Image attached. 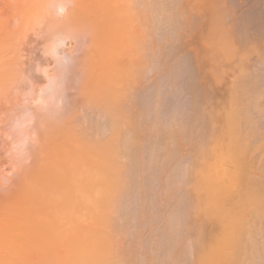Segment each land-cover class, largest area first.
Returning a JSON list of instances; mask_svg holds the SVG:
<instances>
[{"label":"rangeland","instance_id":"374dc122","mask_svg":"<svg viewBox=\"0 0 264 264\" xmlns=\"http://www.w3.org/2000/svg\"><path fill=\"white\" fill-rule=\"evenodd\" d=\"M129 1L131 2H128V0H0V72L2 71V73L4 72L3 74H8L6 75V78L0 74V264H62L63 262L64 264H76L77 261L74 260H79L78 257H80V255L82 256L80 258H84V255L87 256L90 252H93L92 249H97L96 245L95 247L92 246L93 248L75 249L79 245L78 238L81 236V232L83 231L82 235L84 234L85 237V235L90 236L98 234L100 232L99 229H101V232H107L109 234V238H112L110 241H112V244L115 246L113 247L115 249L114 251L121 257L126 258L127 262L125 263H128L129 260L130 262L128 264H190L192 260V262L197 260V257L199 256V249L203 245L204 247H209L208 245H213L215 240L217 241L223 236L222 231L225 224L222 226L221 223L220 226V223L217 220L212 219V221L210 218L206 219L205 217L203 218V216L199 217L198 210H196L198 212H196L198 220L196 219L195 221L194 216L196 213L194 214L195 211L192 210H195V208H193L195 207V200H193V197L196 195H191L195 194V191L193 190V193L191 191L192 188L190 191H185L188 190L186 188L190 189V187H187L186 184L184 185L183 183H188L189 181L187 180L195 177V174L192 175V168L196 165V161L199 162V160H203L202 155L205 157L208 156L209 158V155L205 154H207L206 152L209 150L211 140L210 134H212L214 139L213 135L216 134V132V136L225 133L224 130L226 131V126L223 127V123H226L227 117V114L225 113L231 110L229 109L231 106V108L234 107L231 104V101L234 93H236V91L233 90H236V88H238V93H241L242 91L244 92V95L246 93L248 95H246L247 97L244 96L245 98L243 97L244 100H241L242 102L240 106L244 109V112H248L246 114L247 118L249 117V120H246L247 122L245 124L248 123L249 127L245 124L243 125L242 128H244L245 131L242 130V135L244 134L246 136L245 139L247 138L246 142H248V148L250 149L249 150L247 148L245 152L246 154L248 151L245 156V160L247 158L246 163L250 162L252 166L247 163L248 165L244 173L247 172L246 175L248 174V177L252 175L255 176L249 178L257 180V185H264V0H179L180 2L178 0H145V3L144 0ZM166 1L169 3H166ZM174 2L175 5L173 7L172 3L174 4ZM131 3L133 6L137 3L134 6V9L131 7L133 11L130 9V6H132ZM180 3H182V5ZM142 4L143 6H141ZM147 5H149V9L146 8ZM165 5H168L169 8L172 7V9L170 8L171 11ZM176 5L178 6V9L179 7L182 8L179 9V12ZM126 6H129V8L127 9ZM144 6L145 10L142 9ZM159 9H162L163 11H158ZM136 10L138 12H136ZM173 10L175 11L172 12ZM166 11H170V14L167 12L170 16L166 15ZM125 12L128 13V15ZM120 14H122V16ZM153 14L156 16L154 17ZM158 14H160V19H158ZM114 15L117 19L119 17L118 21ZM132 15L139 16V19L138 17H134L137 18L138 21L131 18L133 17ZM163 15L164 17L167 16L168 20L164 18ZM107 17L108 21L106 20L104 23ZM109 18L111 19L109 20ZM113 18H115L114 20L116 21H113ZM173 18H176L175 20L177 21L179 20L178 24L176 23L177 21L173 20ZM111 20L114 22L113 24H111ZM172 20L175 22L174 24L176 25V29ZM109 21H111V23ZM130 21H132L131 24H129ZM139 21H143V24L138 23ZM116 22H118V24ZM181 22L184 27L181 25ZM88 24L90 25L89 28ZM102 24L107 25L108 31L106 25L103 27ZM114 24L117 26L115 25L114 27ZM91 26L93 29L91 28L90 31ZM110 26L115 28V31ZM220 26L221 28H219ZM101 27L102 29H100ZM116 27H118L119 30H117L118 28ZM136 27L138 29H136ZM142 27L144 31H149L143 32ZM211 27H213V29ZM139 28L142 31H140ZM150 28L154 30L152 31ZM177 28L179 30H177ZM85 29L87 31H85ZM104 29L106 31L104 34L109 32L107 34L113 36L111 37L107 34L102 36L103 34H100V32H102V30L104 31ZM109 29L114 32L117 31V34L110 32ZM126 29L129 30L127 31ZM133 29L135 35L132 33ZM135 29L138 30L139 33ZM142 32L145 34H142ZM178 32L181 34H179L180 36L176 35ZM147 35H149V37ZM105 36L110 37L108 40L112 44L111 45L109 42V44L107 43V45H109H106L107 50L105 48L106 46H104V44L108 41ZM142 36L146 37L144 38ZM140 37H142V39H140ZM99 38L103 39L100 40ZM127 38L131 40L132 44H129L130 41ZM132 38H135L136 40ZM137 40L138 43H136ZM226 41L227 43H225ZM231 41H233V44ZM127 42L129 45L126 44ZM216 42L218 46L216 45ZM98 44L100 48L102 47L100 44H102L105 49L102 48L100 50ZM127 45L130 47H127ZM133 45L138 47H134ZM131 46L132 48L134 47L133 49L137 53H134L133 50H129ZM145 47H147V49ZM237 47H240L239 50ZM120 49L124 51L126 49V51L122 52ZM227 49L231 52H228ZM139 50L141 52V56L143 55V57L145 52H149V54L148 52L146 53L148 55H145V60L142 63L140 60L143 59V57L138 56ZM236 50H238V53ZM105 52L111 53V55L107 53L106 56ZM129 52L131 55H128ZM132 53H134L135 56H133L134 54ZM121 54L122 58L120 57ZM95 55L96 57H94ZM115 55L117 56L114 57ZM92 56L93 58L90 59ZM98 56L103 58V62L97 63L96 58ZM152 56L154 59H152ZM101 58H99L100 61ZM107 58L112 59H110V61H106L108 60ZM6 60H9L10 63L7 64ZM82 62L86 63H84L85 65L83 66H87V71L83 66H79L82 65ZM93 63L97 64L94 66ZM87 64L92 66L89 67ZM134 67L137 69L135 70ZM79 68H84L86 72L84 71L83 73L82 69ZM94 69H98L96 70L98 71V74L97 72H93L95 71ZM124 69L125 71L126 69L130 71V75L132 76L130 80H128L129 78L127 80L129 82L133 81L136 85L131 82L129 83L126 79L122 78L125 77L123 73L125 72L123 71ZM8 70L10 72L5 73L8 72ZM106 70H109L108 73ZM89 71L93 72H90L92 75ZM115 71L118 72L115 73ZM128 71L125 72L127 76H129ZM80 72L83 74L84 78L86 77L85 80L81 77L82 74ZM94 73L95 75L93 76ZM139 73H142V75L140 74V76H137ZM103 75H106L105 77L107 81H105V77ZM80 77L82 79H80ZM99 77H101V79ZM123 79L124 81L126 80V83L122 81ZM83 80L85 82L87 81L86 84L85 82H82ZM136 81L137 83H135ZM112 82L116 85H113ZM119 82H123V84ZM117 84H120V86L117 87ZM121 84L123 86H121ZM124 84L127 87L126 94ZM127 84L129 85L127 86ZM133 86H135V88ZM107 88L110 89L108 90ZM130 88L132 90H130ZM240 88H242V90ZM111 89H114V91ZM104 90L105 93L103 92ZM257 90H260L261 92L259 91L257 93ZM99 91H102L103 93H100ZM106 91H110L109 94L112 93L116 97V99L114 97V100L117 102L119 101L118 103L114 101L115 103L113 102V104H117V107L122 109L123 114H121V111V118L123 116L125 119L131 118V123L122 124L120 133H118V136H115V138L110 135L112 133H108L111 132V121L105 114L104 109H106V105L109 106V104L105 103L106 105H99L97 108L93 105L95 102H92V99L96 98V96L98 99L101 97L100 101L103 100V97L108 94ZM113 92L118 94L116 95ZM250 92H255L257 94ZM88 93L92 94L90 95L91 98H88ZM94 93H97L96 96H94ZM101 94H104V96ZM259 94L260 96H257ZM85 95H87V97H85ZM118 95H121L122 97H119ZM252 95H254L253 97L257 96V101H255V98H253ZM52 96L53 99L51 98ZM117 97L119 98L118 100ZM48 99L52 100L49 101ZM96 99H94V101ZM91 102L93 104H91ZM201 103H203V106ZM113 104H110V106H114ZM124 104H126L127 107L126 105L124 106ZM103 106H105L104 109L102 108ZM128 106L130 108L132 107V109ZM99 107H101L104 111H102L101 108L99 109ZM202 107H206L205 109L203 108V111L207 110L208 112H203V114ZM211 108L213 110L215 109V111L211 110ZM221 109L223 110L221 111ZM38 110L40 111V114L42 112V117L38 113ZM60 110H62V112ZM209 110L211 115L208 114ZM225 110L226 112L223 113ZM33 112L36 114L38 113L37 116L40 117L32 118L33 116H36L35 113L32 114ZM51 112H54V114ZM102 113L104 115H102ZM125 113H131V116L135 115V117L128 116V114L126 116ZM221 114L222 116L218 117ZM196 115L199 118H197ZM206 115L208 117H206ZM211 116L214 118V121ZM205 117L207 118L206 122ZM217 117L220 118V121H218L219 119H217ZM39 119L42 120L40 121ZM192 120L193 122H191ZM34 122L37 123L35 124ZM220 123L222 126L218 127L217 125ZM211 125H214L211 128H218H214L216 132H212L211 130L213 129L208 128ZM21 126L22 128H20ZM33 127H35V129ZM32 128L34 129V132L32 131ZM137 128L138 131L136 132L134 130L130 131L132 129L136 130ZM124 129L127 130V132ZM221 129L223 132L220 134L219 132ZM128 130L131 133V139L128 134ZM203 130H206L204 131L206 133H204ZM38 131L39 133L36 134ZM40 131H43V133ZM132 132H135L134 135L138 138L133 136ZM207 132L209 134H207ZM245 132L248 133L245 134ZM81 133L82 136H80ZM177 133L179 136H177ZM171 134L172 136H170ZM111 137H113V139ZM132 137H134V139ZM175 137L178 140H175ZM220 137L222 138L223 134ZM78 138L80 139L78 140ZM107 138L110 140L112 139L113 143L116 141L114 146L108 142ZM135 138H137V140ZM224 138H226V136ZM104 139L107 141L108 147L110 146L109 148L116 149V151L118 150L120 152H118V156L116 157V159L119 158L118 162L115 159L113 162L116 161L120 165H124V168L125 166H130L126 168L128 169L124 173L126 176L123 175L124 178H126L125 182H127V184L129 183L128 187L125 183L126 187H124L126 189L122 191L125 198L120 193L121 191H119L116 194V197L121 196L118 199L114 197L115 200L113 202V205H115L117 204L115 203L116 199L117 201L120 200L117 204L118 207L115 205L117 209L112 205L113 210L109 209V212L107 211V213H109V215H107L111 216L109 217V224L111 221L115 224L113 225L111 223V228L113 230L116 229L117 231L119 229L118 232L115 230L116 233L115 231H110L111 234L109 233V230L112 229L108 228L110 227L109 225L107 227V225L100 226V224H97L98 221L96 219H98L97 217L99 214H89L91 217L87 215L86 219L85 217H80L77 208L79 206L86 205V199L84 200L83 197H74L71 195L72 192L75 193L76 189L78 190V188H75L78 186H75L73 182L76 178L78 179L83 177L82 181L86 183L88 179L85 174H89L91 170L92 172L90 173L94 174L93 171L99 169L97 163L96 165L94 163L96 167L93 165L90 156L92 157L94 152V156L98 154L99 151L102 153L101 151L105 148L106 151H108L109 148L107 146L105 147L106 143L101 142H104ZM174 140L177 142L175 143ZM205 140L207 143H205ZM118 141H123L124 143L122 144V142L120 143ZM133 141H136V144L138 145H136ZM128 142L129 146L132 145L133 147H130L132 151L130 148H127ZM223 142H226V140H223ZM94 143H97L99 147H97ZM88 144L89 146L91 145L92 148H90L91 146H86ZM176 144L180 145L177 146ZM207 144L209 145L206 146ZM88 147L90 149H88ZM85 148L87 150H84ZM176 150H178V152ZM194 150L196 151L194 152ZM106 151L104 150V152ZM126 151L128 153L131 152V154H125ZM134 152H136V154ZM201 152L202 154L199 155ZM195 153L197 156H195ZM249 155L251 157H249ZM132 157L135 159V162ZM195 157H197L196 159L198 160H196ZM205 157H203V161H205V159L208 160V158ZM86 161L92 163L91 165H93V167H91L89 163L86 164ZM70 162H76V164ZM122 162L125 163L122 164ZM126 163L128 164L126 165ZM129 163H132V165ZM78 164H80V167ZM110 164L112 163L110 162ZM103 165L99 166L104 167ZM229 165L231 166V169H226V165L224 164V168L228 174L229 172L232 173L233 170H235V167H237H232V164L227 163V168H230ZM81 166H83V168H81ZM133 166L139 173H137L135 169H132ZM71 168H73L74 171H72ZM248 168H250V170H248ZM63 169L67 170V172ZM68 169L71 170L69 171ZM131 170L132 173L129 172ZM133 170L135 171V175H133ZM60 171L61 174H64L57 176V172L60 174ZM239 171L240 169L236 168L234 173ZM45 172V176L47 177H44ZM128 172L131 173L132 176H130L131 174L129 175ZM250 172L251 175H249ZM80 173L84 175H80ZM41 175H43V178ZM62 176L65 178H61ZM55 177L61 178L62 181L55 179ZM130 177L133 178L131 179L132 181L130 180ZM63 179L66 180L63 181ZM93 179L95 180L96 178L93 177ZM133 180H135V182ZM262 180L263 182H261ZM61 182H65L66 185L69 186L68 190L71 192L70 194L67 190L66 192L63 190V188L66 189V186ZM130 182H133V185ZM62 184L64 186H62ZM182 185L185 188L181 187ZM61 186L63 187L62 189ZM239 186H237V188ZM241 186L244 187V184L242 183ZM242 187L238 189V191H236L237 188L235 187L236 193L234 190H230V188L224 198L227 196H231L232 198L228 197L229 200L224 199V204L230 202L229 204H232V206H228L231 209L236 206L235 205L233 207V204L236 203L238 205L243 199V195L241 194L244 193V188L242 190L243 192L240 191L241 194H239L241 198L236 196V194L242 189ZM139 188L142 190L139 191ZM137 191L140 192V195ZM129 192H133L131 195L134 194V197H130L131 195ZM170 193L172 194L171 196H169ZM59 194L60 197L58 196ZM62 194L65 195L64 197H67L64 198ZM127 195H129L128 197L130 198L126 199ZM185 197L189 198V200ZM238 197L240 199H238ZM51 198L54 199L52 200L54 208L52 207ZM48 199L51 203L49 201L46 202ZM55 199L56 202H58L57 204H62L57 205L55 203ZM57 199L61 200V202L57 201ZM231 199L233 201H231ZM236 199L240 201L238 202ZM62 200L65 202H62ZM186 200L190 202L187 203ZM45 203H48L45 207L48 208L51 206L52 210L51 207L49 209L44 208L43 206ZM67 203H70V205L66 206ZM183 203L193 205V207L183 205ZM75 205L78 207H75ZM181 205H183V207ZM70 206L72 208L74 207L76 210L71 209ZM184 207L188 208L184 209ZM249 208L250 207H248V210L246 209V211H244L246 214H244V223L246 222L247 224H245L247 227L244 226L245 232L249 229V227L251 228L245 233V235H243V239H245L242 240V242L245 246L254 244L255 247L261 249V246L264 245V217L262 218L264 213H262V215L259 213L260 218H262L260 219L258 213L255 212V216H258L255 218L253 214L254 211L251 210V213ZM64 209H68L69 212ZM180 209H182L184 213ZM188 209L193 213L191 211L189 212ZM48 210H51V212ZM64 211L66 213H64ZM118 211L119 215L116 217ZM187 212L192 213V216ZM248 212H250V214ZM76 213L79 217L76 216ZM59 215L60 217L58 220L57 217ZM121 215L125 220L122 219ZM48 216H51L52 219ZM77 217L80 223L77 222ZM114 217L116 218L115 221L113 219ZM246 217L249 219L252 218L250 219L252 221H248L249 219ZM48 218L51 219V221L48 220ZM72 218H75L76 223H78H75V226L72 223L74 222ZM79 218H81V220L83 219V222H81ZM191 218H194L193 221ZM257 218L260 222L262 220V224H259V220H257L258 222L254 220ZM63 219L68 220L66 222ZM200 219L203 220V222H201V225L203 226L200 225ZM46 220H48V223ZM214 221H216V224ZM253 221H255V223ZM196 222L199 224H196ZM213 222L214 225H216L217 231H215L216 228L213 227ZM256 223L258 227H256L257 225H254ZM83 225L86 227H83ZM198 225H200L202 229L200 226V228L196 227ZM91 226L94 227L92 228ZM124 226L126 227V230L123 229L125 228ZM48 228L49 230L51 229L49 231L50 235H56L54 236L55 238H51V236L46 235L49 233ZM52 228L58 229L55 231L52 230ZM194 228H196V232ZM60 229L61 231H59ZM93 230L96 231L93 232ZM197 230H199V232ZM197 232L201 234L204 240L201 236H199V234H197ZM52 233H54V235ZM215 234H217V236ZM213 236L215 238H213ZM244 236L250 237L247 239ZM251 236L252 240H254L253 243L251 241ZM54 239L57 240L59 244H57ZM200 241L203 244H201ZM46 242L48 244L45 246ZM125 244L127 246H125ZM118 245L120 246L118 247ZM121 245L123 246V249H120ZM40 246L41 249L38 250ZM48 246L50 248L52 247L51 250L53 251L48 252L50 251ZM53 247L55 248V251ZM26 248H28V251L25 250ZM244 251L245 250L242 252V256L245 258V260L243 258L244 263L264 264L263 262L260 263L261 261H257L256 256H253V253L250 254L249 250L247 251L249 254ZM53 252L57 254L52 255ZM122 253L124 256L131 253V257L129 255L124 257ZM179 253H183V255ZM133 254L135 255L133 256ZM56 255H58V257ZM248 256L250 258L253 256L256 261L253 260L254 258H246ZM51 257H56V262L55 260L53 261L54 258ZM70 257L72 260L69 259ZM128 257H130L131 260ZM132 257L134 258L132 259ZM42 258H44V260L46 258L47 260L49 258L50 259L48 261H44ZM40 259L42 263H40ZM58 259H60V261ZM50 260L52 263L49 262ZM86 261L87 262L84 263L93 264L90 261L88 262V258ZM131 261L133 263H131ZM79 263H81V261L77 262V264Z\"/></svg>","mask_w":264,"mask_h":264},{"label":"bare ground","instance_id":"6f19581e","mask_svg":"<svg viewBox=\"0 0 264 264\" xmlns=\"http://www.w3.org/2000/svg\"><path fill=\"white\" fill-rule=\"evenodd\" d=\"M127 1V0H126ZM143 1V0H142ZM141 1V2H142ZM152 1V0H151ZM155 1V0H154ZM169 1V0H168ZM168 1H166V3H169ZM172 1V0H171ZM179 1V0H178ZM128 2H131V1H129L128 0ZM160 2V1H159ZM162 2V1H161ZM164 2V1H163ZM176 2V1H175ZM175 2H174V4L172 3V6L174 7V5H175ZM180 2V1H179ZM125 3H127V2H125ZM138 3H139V1H138ZM144 3H145V0H144ZM146 3H148V2H146ZM177 3V2H176ZM129 4V3H128ZM132 4V3H131ZM137 3H135L134 4V6L136 5ZM150 4V3H149ZM157 4H159V3H157ZM162 4V3H161ZM179 4V3H178ZM177 4V5H178ZM181 5H182V3H180ZM163 5H164V3H163ZM176 5V6H177ZM181 5H179V6H181ZM133 6V4H132V6H130V9H131V7H133V9L135 8ZM141 6H143V4L141 5ZM153 6H154V4H153ZM165 6H167L168 7V5H165ZM170 6V5H169ZM127 7V9L129 8V6H126ZM155 7H156V5H155ZM154 7V8H155ZM159 7V6H158ZM161 7H162V5H161ZM197 7V6H196ZM199 7V6H198ZM145 8V6L144 7H142V9L143 10H145L144 9ZM147 9H149L150 7H149V5H147V7H146ZM165 8V7H164ZM169 8V7H168ZM171 9H172V7H170ZM170 8H169V10H170ZM177 9H178V6L176 7ZM125 9V8H124ZM129 9V10H130ZM133 9H131L132 11H133ZM146 9V10H147ZM152 9V8H151ZM151 9H150V11H151ZM157 9V8H156ZM156 9H154V10H156ZM179 9H182V8H180L179 7ZM178 9V12L180 11ZM128 10V11H129ZM130 10V11H131ZM162 9H159L158 11H161ZM125 11V10H124ZM157 11V10H156ZM163 11V10H162ZM171 11V10H170ZM170 11H166V13L168 12H170ZM175 10H173L172 12H174ZM135 12V11H134ZM136 12H138L137 10H136ZM126 13V12H125ZM156 13V12H155ZM162 13V12H161ZM166 14V15H169V14ZM114 14H118V13H114ZM122 14H124V13H122ZM122 14H120L121 16H122ZM127 15H128V13H126ZM180 14V13H179ZM134 15V14H133ZM132 15V16H133ZM136 15V14H135ZM139 15L141 16V14L139 13ZM150 15H151V13H150ZM150 15H149V17H150ZM154 15V17L156 16L155 14H153ZM153 15H152V17H153ZM159 15L160 14H158V17H159ZM162 15V14H161ZM113 16V15H112ZM112 16H111V18H112ZM115 16V15H114ZM170 16V15H169ZM173 16V15H172ZM181 16V15H180ZM109 17V16H108ZM108 17H107V19H105V21H104V23L106 22V20L108 21ZM118 17V16H117ZM134 17H138V19H139V16H133V17H131V18H133V19H136V21H138V19L137 18H134ZM153 17V18H154ZM163 17H164V15H163ZM111 18H109V20L111 19ZM115 18H116V16H115ZM115 18H113L112 20L113 21H116V20H114ZM121 18H124V17H121ZM141 18V17H140ZM161 17H159L158 19H160ZM164 18H168L167 16L166 17H164ZM177 18V17H176ZM175 18V19H176ZM181 18V17H180ZM179 18V19H180ZM117 19V18H116ZM118 19H119V17H118ZM118 19H117V21H118ZM130 19V18H129ZM129 19H128V21H129ZM171 19V18H170ZM174 18H173V20H175ZM111 20V21H112ZM123 20V19H122ZM141 20V19H140ZM151 20V19H150ZM164 20V19H163ZM168 20V19H167ZM172 20V21H173ZM111 21H109L110 23H111ZM112 21V23L111 24H113L114 22ZM120 21V20H119ZM160 21H162V20H160ZM159 21V22H160ZM175 21H177V20H175ZM179 21V20H178ZM178 21L176 22L177 24H178ZM183 21V20H182ZM143 22V21H142ZM141 21H139L138 23H140V24H143ZM145 22V21H144ZM153 22V21H152ZM156 22H158V21H156ZM155 22V23H156ZM169 22V21H168ZM117 24H118V22H116ZM132 23V21H130L129 22V24H131ZM138 23H137V26H138ZM154 23V24H155ZM173 23V25H175L174 23V21L172 22ZM74 24V23H73ZM85 24V23H84ZM157 24V23H156ZM163 24V23H162ZM169 24V23H168ZM183 23L181 22V25H182ZM86 25V24H85ZM103 25V27H105V25L104 24H102ZM115 25L116 24H114V27H115ZM122 25V24H121ZM145 25V24H144ZM150 25H151V23H150ZM158 25V24H157ZM170 25V24H169ZM180 25V24H179ZM89 24H88V28H89ZM117 26V25H116ZM120 26V25H119ZM118 26V27H119ZM123 26H124V24H123ZM126 26V25H125ZM140 26V25H139ZM142 26V25H141ZM152 26V25H151ZM154 26V25H153ZM172 26V25H171ZM183 26V25H182ZM106 27H107V25H106ZM112 29H114V31H115V28H113L112 26H110ZM118 27H116V28H118ZM120 27H122V26H120ZM119 27V28H120ZM130 27V26H129ZM128 27V28H129ZM175 27V29H176V25L174 26ZM184 27V26H183ZM85 28V27H84ZM91 28H92V26L90 27V31H91ZM95 28V27H94ZM119 28L117 29V30H119ZM132 28V27H131ZM156 28H158V27H156ZM171 28V27H170ZM179 28V27H178ZM177 28V30H179ZM180 28H182V27H180ZM212 29H213V27H211ZM219 28H221V26L219 27ZM93 29V28H92ZM97 29V28H96ZM100 29H102V27L100 28ZM136 29H138L137 27H136ZM135 29V30H136ZM140 29V28H139ZM151 30H152V28H150ZM89 30V29H88ZM110 30V32H114L113 30L111 31V29H109ZM127 30V29H126ZM129 30V29H128ZM127 30V31H128ZM142 30H143V27H142ZM141 29H140V31H142ZM154 30V29H153ZM152 30V31H153ZM170 30V29H169ZM172 30H174V29H172ZM176 30V31H177ZM181 31H183L182 29H180ZM85 31H87L86 29H85ZM101 31V30H100ZM100 31H98V32H100ZM107 31H108V27H107ZM134 31V29L132 30V33H134L133 32ZM137 32H138V30H136ZM135 31V32H136ZM149 31V30H148ZM148 31H144L143 30V32H148ZM171 31V30H170ZM224 31V30H223ZM98 32H96V33H98ZM104 32H106L105 31V29H104V31L102 30V32H100V34H103L102 36H104V35H106L107 33H109V32H107V33H105L104 34ZM117 32V31H116ZM116 32H114V33H116ZM120 32V31H119ZM136 32V33H137ZM142 32V34H145V33H143ZM172 32V31H171ZM180 32V31H179ZM178 32V34H176V35H179L180 33ZM210 32V31H209ZM211 32H213V31H211ZM121 33V32H120ZM125 33V32H124ZM139 33V32H138ZM176 33V32H175ZM214 33H215V31H214ZM218 33V32H217ZM113 34V33H112ZM117 34V33H116ZM121 34H123V33H121ZM141 34V33H140ZM171 34V33H170ZM98 35V34H97ZM108 35V34H107ZM127 35V34H126ZM133 35H135V33L133 34ZM181 35V34H180ZM179 35V36H180ZM227 35H228V32H227ZM226 35V36H227ZM100 36V35H99ZM98 36V37H99ZM108 36H111V35H108ZM113 36V35H112ZM111 36V37H112ZM131 36V35H130ZM139 36V35H138ZM148 37H149V35H147ZM225 36V35H224ZM95 37L97 38V36L95 35ZM106 37V36H105ZM129 37V36H128ZM142 37H144V36H142ZM142 37H140V39H142ZM146 37V36H145ZM144 37V38H145ZM107 38V40L108 39H110V37H106ZM100 40L101 39H103V38H99ZM114 39V38H113ZM127 39H129V38H127ZM132 39H135V38H132ZM95 40V39H94ZM100 40H97V41H100ZM136 40V39H135ZM147 40H150V39H147ZM146 40V41H147ZM216 40V39H215ZM214 40V41H215ZM105 41V40H104ZM112 41V40H111ZM129 44L131 43V40L129 39ZM142 41V40H141ZM213 41V42H214ZM109 42V40L106 42V44H104V46H106L107 45V43ZM125 42V41H124ZM134 42V41H133ZM144 42V41H143ZM212 42V41H211ZM218 42H220V41H218ZM232 42V44H233V41H231ZM97 43V42H96ZM110 43V42H109ZM108 43V44H109ZM115 43H117V42H115ZM123 43V42H122ZM136 43H138V40H137V42ZM135 43V44H136ZM139 43H141V42H139ZM145 43V42H144ZM225 43H227V41L225 42ZM224 43V44H225ZM111 44V43H110ZM119 44V43H118ZM117 44V45H118ZM126 44H128V42L126 43ZM128 44V45H129ZM132 44V43H131ZM148 44V43H147ZM151 44V43H150ZM223 44V45H224ZM230 44V43H229ZM95 45V44H94ZM93 45V46H94ZM102 47L100 48V46H99V44H98V46H99V49L101 50L102 48H103V45L102 44H100ZM112 45V44H111ZM127 45V47H130V46H128ZM137 45V44H136ZM142 45V44H141ZM149 45V44H148ZM216 45L218 46V44H217V42H216ZM236 45H237V43H236ZM241 45V44H240ZM107 46H109V45H107ZM107 46L105 47L106 48V50H107ZM114 46V45H113ZM134 46V45H133ZM150 46V45H149ZM216 46V47H217ZM118 47V46H117ZM134 47H138V46H134ZM133 47V48H134ZM142 47V46H141ZM230 47H231V45H230ZM233 47V46H232ZM236 47V46H235ZM241 47V46H240ZM239 47V48H240ZM248 47H250V46H248ZM105 48H103V49H105ZM110 48V47H109ZM119 48V47H118ZM120 48H121V46H120ZM123 48H125V47H123ZM122 48V49H123ZM131 48H132V46H131ZM129 49L130 51L131 50H133L134 51V49L132 48V49ZM140 48V47H139ZM146 49H147V47H145ZM239 48L237 47V49L239 50ZM96 49H98V48H96ZM111 49V48H110ZM122 49H120V50H122ZM127 49V48H126ZM126 49H125V51H126ZM243 49V48H242ZM112 50V49H111ZM114 50H115V48H114ZM118 50V49H117ZM137 50V49H136ZM140 50H141V48H140ZM140 50H139V54H138V56H141V52H140ZM145 50V49H144ZM228 50V49H227ZM233 50V49H232ZM238 50H236V52L238 53ZM246 50V49H245ZM244 50V51H245ZM99 51V50H98ZM98 51H97V54H98ZM109 51V50H108ZM124 50H122V52H123ZM124 51V52H125ZM143 51V50H142ZM224 51V50H223ZM249 51V50H248ZM111 52V51H110ZM144 52V51H143ZM148 52V51H147ZM147 52H145V55H148L149 54V52H148V54H146ZM228 52H231V51H229L228 50ZM106 53V52H105ZM108 53V52H107ZM107 53H106V56H107ZM134 53H137L136 51H134ZM134 53H132V54H134ZM226 53V52H225ZM243 53H245V52H243ZM242 53V54H243ZM96 54V55H97ZM108 54H110L111 55V53H108ZM113 54V53H112ZM142 54H144V53H142ZM94 55V54H93ZM96 55L94 56V57H96ZM100 55V54H99ZM103 55H104V52H103ZM109 55V56H110ZM124 55V54H123ZM128 55H131V53L129 52V54ZM145 55H144V57H143V55L141 56V57H143V59H141L140 60V62L142 63L144 60H145ZM230 55V54H229ZM228 55V56H229ZM239 55V54H238ZM237 55V56H238ZM117 55H115L114 57H116ZM133 56H135V54L133 55ZM103 57V56H102ZM121 58H122V54H121V56H120ZM91 58H93V56L92 57H90V59ZM99 58H101V57H97L96 59H97V63H101V62H103L102 61V59L103 58H101V61L99 60ZM106 58V57H105ZM119 58V57H118ZM138 58V57H137ZM136 58V59H137ZM150 58V57H149ZM156 58V57H155ZM108 59V58H107ZM110 59H112V58H110ZM110 59H108V60H106V61H110ZM120 59V58H119ZM152 59H154L153 58V56H152ZM146 60H147V58H146ZM7 61V60H6ZM90 61V60H89ZM94 61H96V60H94ZM94 61H92V62H94ZM105 61V60H104ZM117 62V61H116ZM7 64L8 63H10L9 62V60L6 62ZM85 62H82L81 64L82 65H79V66H83V65H85L84 64ZM97 63H95V64H97ZM108 63V62H107ZM139 63V62H138ZM77 64H79V63H77ZM94 64V63H93ZM95 64H94V66H95ZM106 64V63H105ZM109 64V63H108ZM136 64H137V61H136ZM140 64V63H139ZM89 67H91L92 65H89V64H87ZM98 65H101V64H98ZM104 65V64H103ZM126 65V64H125ZM7 66V65H6ZM123 66V65H122ZM121 66V67H122ZM133 66H136V65H133ZM139 66V65H138ZM142 66V65H141ZM140 66V67H141ZM85 69H86V71H87V66H83ZM102 67V66H101ZM124 67V66H123ZM82 69V68H79V69H82V72L84 73V71H85V69ZM97 68H98V66H97ZM130 68V67H129ZM128 68V69H129ZM139 68V67H138ZM142 68V67H141ZM88 69H90V68H88ZM100 69V68H99ZM103 69V68H102ZM134 69H135V67H134ZM133 69V70H134ZM137 69V68H136ZM135 69V70H136ZM90 70H92V69H90ZM95 71H93V72H97V74H98V71H96V70H98V69H94ZM101 70V69H100ZM134 70V71H135ZM140 70V69H139ZM85 71V72H86ZM107 71V70H106ZM109 71V70H108ZM108 71H107V73H108ZM123 71H125V69L123 70ZM126 71H128L127 69H126ZM125 71V72H126ZM131 71H132V69H131ZM141 71H143V70H141ZM10 71L8 70V72H5V73H9ZM90 72H92V71H89V73ZM92 72V73H93ZM105 72V71H104ZM111 72V71H110ZM114 72V71H113ZM118 72V71H117ZM116 71H115V73H117ZM125 72H123L124 73V75H125V77H122V78H124V79H128V80H130L131 79V75H130V71H128L129 73V76H127L126 74H125ZM138 72V71H137ZM4 73V72H3ZM2 73V71L0 72V74H2L3 76H4V78H6V75H8V74H3ZM81 73V72H80ZM89 73H88V75H89ZM122 73V74H123ZM82 74V73H81ZM86 74V73H85ZM91 74V73H90ZM105 74V73H104ZM132 74V73H131ZM134 74V73H133ZM136 74V73H135ZM140 74L142 75V73H139V74H137V76H140ZM92 75V74H91ZM95 75V73L93 74V76ZM107 75V74H106ZM106 75H103L104 77L106 76ZM112 75V74H111ZM110 75V76H111ZM84 76H86V75H84ZM90 76V75H89ZM97 76V75H96ZM121 76H123V75H121ZM120 76V77H121ZM136 76V77H137ZM81 77H83V74L81 75ZM80 77V79H82ZM91 77V76H90ZM116 77V76H115ZM118 77H119V75H118ZM84 78V77H83ZM86 78V77H85ZM85 78H84V80H85ZM89 78V77H88ZM92 78H96V77H92ZM100 79H101V77H99ZM117 78V77H116ZM115 78V79H116ZM90 79V78H89ZM99 79V80H100ZM109 79V78H108ZM124 79L122 80V81H124ZM136 79V78H135ZM82 81V82H85V81ZM88 80V79H87ZM93 80V79H92ZM98 80V79H97ZM117 80V79H116ZM120 80V79H119ZM118 80V81H119ZM125 80V81H126ZM127 80V81H128ZM94 81H96V80H94ZM105 81H107L106 80V77H105ZM124 81V83H126ZM87 82V81H86ZM86 82H85V84H86ZM89 82H90V80H89ZM97 82V81H96ZM95 82V83H96ZM114 82V81H113ZM112 82V83H113ZM129 82V81H128ZM131 83H133V81H130ZM129 82V83H130ZM94 83V84H95ZM103 83V82H102ZM111 83V82H110ZM119 83H122L123 84V82H119ZM135 83H137V81L135 82ZM84 84V83H83ZM91 84V83H90ZM89 84V85H90ZM104 84H105V82H104ZM121 84V86H123ZM134 84V83H133ZM80 85H82V84H80ZM100 85V84H99ZM108 85V84H107ZM113 85H116V84H114L113 83ZM125 85V84H124ZM129 84H127V86H128ZM134 85H136V84H134ZM86 86V85H85ZM98 86V85H97ZM109 86V85H108ZM118 86H120V84L118 85L117 84V87ZM113 87V86H112ZM111 87V88H112ZM125 87V94H126V85L124 86ZM134 88H135V86H133ZM256 87V86H255ZM254 87V88H255ZM114 88H115V86H114ZM123 88V87H122ZM121 88V89H122ZM131 88H132V86H131ZM130 88V90H132ZM137 88H138V86H137ZM80 89V88H79ZM92 89V88H91ZM94 89V88H93ZM97 89V88H96ZM102 89V88H101ZM104 89V88H103ZM108 89V88H107ZM107 89H105V90H107ZM110 89V88H109ZM108 89V90H109ZM117 89V88H116ZM116 89H115V91H116ZM233 89H235V88H233ZM232 89V90H233ZM241 90H242V88H240ZM258 89V88H257ZM105 90L103 91L104 93H105ZM112 90V89H111ZM119 90H120V88H119ZM134 90V89H133ZM231 90V91H232ZM256 90V89H255ZM80 91V90H79ZM82 91V90H81ZM90 91V90H89ZM112 91H114V89L112 90ZM135 91V90H134ZM133 91V92H134ZM230 91V92H231ZM233 91H236V93H234V95H233V97H232V105L234 106L233 108H229V109H231V110H229V111H227V113H225V114H227V117H226V123L224 122L223 124V127H225L226 126V131L224 130V132L225 133H222L223 134V139L220 137L222 134H221V132H223V130L221 129V131L220 130H218V131H220L219 133L221 134V135H217L216 136V134H217V132L214 130V128L216 129L217 127H213V128H211L212 126H214V125H211V126H209L208 128L210 129H213V130H211L212 132L213 131H215L216 132V134H214L213 136H214V139H213V137H212V134H210L211 135V137H210V146H209V150L206 152L207 154H205V152H204V154L205 155H209V158H208V156L207 157H205L204 155H202L203 157H205V158H208V160H206L205 159V161H203L204 160V158L202 157V156H199V157H202V159L203 160H199V162L198 161H196L197 163H196V165H194L193 166V174L192 175H194L195 174V177L193 178H190V180H187V181H189L188 183L187 182H184L183 184L185 185L186 184V186L188 187H190V189L189 188H186V189H188V190H185V191H190L191 190V188H192V192H193V190L195 191V194H191V195H196V196H194L193 197V200H195V207H193V205H189V204H187L188 202H190V201H187V203H183V205H189V207L191 206V207H193V208H195V210L193 209L192 211H195L194 212V214L197 212L196 210H198V212H199V217H201V216H203V218L205 217L206 219L208 218H210L211 220L212 219H214V220H217L220 224V226H221V223H222V226H223V224H225V226H224V228H223V236L220 238V239H218L217 241L215 240L214 242H213V245H208L209 247H204V245L202 246L203 247V249H202V247L199 249V256L197 257L198 259L197 260H195L194 262H192L191 261V263L190 264H246V263H244L243 262V254H242V252H243V250H245L244 252H246L247 253V251L249 250V253L250 254H254L253 256H256V258H257V261H261L260 263H264V245L263 246H261V249H258V247H255V245L254 244H251V245H249V246H245V244L243 245V242H242V240H244L243 239V235H245V233L246 232H248V230L251 228V227H249V229L245 232V227H247V226H245V224H246V222L244 223V219H245V216H244V214H245V212L244 211H246V209L248 210V207H250L249 208V210H250V212L252 213V211L251 210H253L254 211V216H255V212L256 213H258V215H259V218H260V214L262 215V213H264V185H257V183H258V181L257 180H254V178L253 179H251L252 177H255V176H249V177H251V178H249L248 177V174L246 175V173H244V171H245V169H246V167H247V165L248 164H250V166H252L251 165V163L249 162H247L246 163V160H247V158H246V160H245V156H246V154L248 153V151H247V153L245 154V152H246V150H247V148H248V142H246L247 141V138L245 139V135H244V137H243V135H242V130H244V128H242L243 127V125L247 122L246 120H249V117L247 118V114L246 113H248L247 111L246 112H244V109H242V107L240 106V104H241V100L243 99V97L244 96H246L247 95V93L244 95V92H242L241 91V93L239 92H237L238 91V88H236V90H233ZM244 91V90H243ZM246 91V90H245ZM251 91V90H250ZM260 91V90H259ZM258 90H257V93L259 92ZM86 92V91H85ZM94 92V91H93ZM100 92V91H99ZM98 92V93H99ZM102 91L100 92V93H103ZM106 92H108V94L107 95H105V97H103L102 99L103 100H101L100 101V99H101V97L98 99V97L96 96V94L94 93V96H96V98L99 100H97L96 98H94V99H96L95 101H94V99H92V102H95L94 104L91 102V104H93L95 107H97V106H101V105H106V104H109V106L108 105H106V109H104V107L105 106H103L102 108L105 110V114L108 116V118L110 119V121H111V132H108L109 134L110 133H112V134H110V135H112L114 138H115V136H118L117 134L118 133H120V128H121V126H122V124L123 123H126V124H129V123H131L130 122V119H125V117L123 116L122 118H121V116L122 115H120V113H121V111H122V109L120 108V107H117V104H113V102L115 101L114 100V97H115V95H113L112 93L111 94H109V92L110 91H106ZM119 92V91H118ZM247 92V91H246ZM261 92V91H260ZM84 93V92H83ZM82 93V94H83ZM92 93V92H91ZM114 94H116L115 92H113ZM120 93V92H119ZM128 93V92H127ZM132 93V92H131ZM250 93H255V92H250ZM257 93H255V94H257ZM54 94V93H53ZM89 94V93H88ZM118 94V93H117ZM116 94V95H117ZM128 94H130V93H128ZM127 94V95H128ZM49 95H52V94H49ZM90 95H92V94H89V96H88V98L90 97L91 98V96ZM100 95V94H99ZM102 96H104V94H101ZM232 95V94H231ZM262 95V94H261ZM84 96V95H83ZM119 97L121 96V95H118ZM248 96V95H247ZM246 96V97H247ZM249 96H250V94H249ZM254 95H252V97H253ZM256 96V95H255ZM257 96H260V94L259 95H257ZM256 96V97H257ZM263 96V95H262ZM55 97V96H54ZM85 97H87V95H85ZM93 97V96H92ZM122 97V96H121ZM256 97H253V98H255V101H257V99H256ZM52 99H53V96L51 97ZM245 98V97H244ZM261 98V97H260ZM52 99H48L49 101H51ZM115 99H116V97H115ZM119 98L117 97V100H118ZM121 100V99H120ZM231 100V99H230ZM244 100V99H243ZM98 101V102H97ZM103 101V102H102ZM228 101V100H227ZM246 101V100H245ZM244 101V102H245ZM258 101H259V99H258ZM116 103H118L117 101H115ZM114 102V103H115ZM87 103H90V102H87ZM106 103V104H105ZM127 103V102H126ZM110 104H113L114 106H110ZM120 104V103H119ZM123 104V103H122ZM199 104V103H198ZM202 104V106H203V103H201ZM258 104V103H257ZM47 105H48V103H47ZM52 105V104H51ZM126 104H124V106H125ZM256 105V104H255ZM93 106V107H94ZM119 106V105H118ZM225 106V105H224ZM227 106V105H226ZM247 106V105H246ZM49 107V106H48ZM51 107V106H50ZM89 107H92V106H89ZM107 107H109V108H107ZM126 107H127V105H126ZM129 107V106H128ZM245 107V106H244ZM98 108V107H97ZM101 107H99V109H100ZM101 108V109H102ZM130 108V107H129ZM204 107H202V113L204 112H206V111H203L204 109H203ZM246 108V107H245ZM263 108V107H262ZM262 108H259V109H262ZM49 109V108H48ZM96 109V108H95ZM102 109V111H104ZM130 109H132V107L130 108ZM219 109V108H218ZM224 109V108H223ZM223 109H221V111L223 110ZM226 109V108H225ZM45 110V109H44ZM58 110V109H57ZM129 110V109H128ZM211 110H213L212 108H211ZM39 111V110H38ZM50 111V110H49ZM61 112H62V110H60ZM101 111V110H100ZM213 111H215V109L213 110ZM58 112V111H57ZM94 112V111H93ZM125 112V111H124ZM208 112V111H207ZM206 112V113H207ZM224 112H226V110L225 111H223V113ZM35 112H33L32 114H34ZM39 114H40V111L38 112ZM38 113L36 114V116H33L32 117V114H31V117L32 118H38V117H40V116H37L38 115ZM52 113V112H51ZM60 113V112H59ZM97 113H99V112H97ZM133 113V112H132ZM202 113H201V115H202ZM203 113V114H204ZM213 113V112H212ZM218 113V112H217ZM222 113V112H221ZM41 114H42V112H41ZM40 114V115H41ZM44 114V113H43ZM52 114H54V112L52 113ZM121 114H123V111H122V113ZM128 114V113H127ZM127 114L125 113V115L127 116ZM208 114H210V110H209V113ZM219 114V113H218ZM48 115V114H47ZM51 115V114H50ZM102 115H104L103 113H102ZM211 115V114H210ZM214 115H215V113H214ZM214 115H213V117H214ZM45 116V115H44ZM43 116V117H44ZM49 116V115H48ZM128 116H131V113L130 114H128ZM220 116H222V114L221 115H219L218 117H220ZM41 117H42V115H41ZM120 117V118H119ZM131 117H135V115L134 116H131ZM193 117H194V115H193ZM196 117L197 118H199L197 115H196ZM206 117H208L207 115H206ZM205 117V122H206V118ZM212 117V116H211ZM212 117V118H213ZM217 117V119H219L218 121H220V118H218ZM224 117V118H225ZM103 118V117H102ZM127 118V117H126ZM209 118H210V116H209ZM45 119V118H44ZM48 119V118H47ZM51 119V118H50ZM134 119V118H133ZM133 119H132V121H133ZM193 119V118H192ZM38 120V119H37ZM40 120V119H39ZM42 120V119H41ZM40 120V121H41ZM199 120V119H198ZM105 121H106V119H105ZM197 121V120H196ZM211 121V120H210ZM209 121V122H210ZM213 121H214V118H213ZM222 121H224V120H222ZM38 122V121H37ZM37 122H34L35 124L37 123ZM136 122V121H135ZM191 122H193V120L191 121ZM198 122H200V121H198ZM249 122V121H248ZM33 123V124H34ZM133 123V122H132ZM207 123H208V120H207ZM211 123H212V121H211ZM222 123V122H221ZM221 123L220 124H218L217 126L219 127V126H222L221 125ZM138 124V123H137ZM198 124V123H197ZM215 124V123H214ZM23 125V124H22ZM125 125V124H124ZM131 125H133V124H131ZM130 125V126H131ZM134 125H136V124H134ZM140 125V124H139ZM246 126H248L249 127V125H248V123L247 124H245ZM138 126V125H137ZM141 126V125H140ZM208 126V125H207ZM206 126V127H207ZM36 127V126H35ZM35 127H33L34 129H35ZM123 127H125V126H123ZM128 127V126H127ZM145 127V126H144ZM222 127V128H223ZM20 128H22V126L20 127ZM32 128V131L34 130ZM131 128H132V126H131ZM134 128V127H133ZM136 128V127H135ZM139 128V127H138ZM138 128L135 130V129H132V130H130V131H138ZM221 128V127H220ZM219 128V129H220ZM242 128V129H241ZM251 128V127H250ZM37 129V128H36ZM126 129H128V128H126ZM130 129V128H129ZM140 129V128H139ZM142 129V128H141ZM208 129V130H209ZM218 129V128H217ZM224 129V128H223ZM249 129V128H248ZM248 129H246V130H248ZM252 129V128H251ZM125 130V129H124ZM31 131V132H32ZM36 131V130H35ZM126 132H127V130H125ZM204 131H206V130H203V132ZM245 131V130H244ZM34 132V131H33ZM40 132H42L43 133V131H40ZM124 132V131H123ZM128 132H129V130H128ZM135 132H132V134H133V136H136V135H134V133ZM249 132V131H248ZM248 132H245V134H247ZM39 133V131L36 133V134H38ZM83 133V132H82ZM82 133H81V135L80 136H82ZM122 133V132H121ZM204 133H206V132H204ZM32 134V133H31ZM33 134H35V133H33ZM41 134V133H40ZM123 134V133H122ZM122 134H120V135H122ZM129 134V136L131 135V133L129 132L128 133ZM137 134V133H136ZM174 134H175V132H174ZM207 134H209L208 132H207ZM225 134V135H224ZM79 135V134H78ZM140 135V134H139ZM249 135V134H248ZM253 135H255V134H253ZM109 136V135H108ZM126 136H127V133H126ZM170 136H172V134L170 135ZM174 136H176V135H174ZM177 136H179L178 135V133H177ZM207 136V135H206ZM216 136V137H215ZM219 136V137H218ZM226 136V138H224ZM78 137V136H77ZM113 137H111L112 139H113ZM122 137V136H121ZM137 137V136H136ZM251 137V136H250ZM105 138V137H104ZM110 138V137H109ZM133 139H134V137H132ZM138 138V137H137ZM137 138H135L136 140H137ZM179 138V137H178ZM209 138V137H208ZM208 138H206V139H208ZM80 138H78V140H79ZM99 139H101V138H99ZM98 139V140H99ZM108 139V138H107ZM110 140V139H108V142L110 143V144H112L113 146H114V143L116 142H114L113 143V140ZM130 139H131V136H130ZM171 139H172V137H171ZM175 140H178V139H176V137L174 138ZM249 139V138H248ZM252 139V138H251ZM105 140V139H104ZM120 140H121V138H120ZM173 140V139H172ZM174 140V142L176 143L177 141H175ZM223 140H226V142H223ZM254 140V139H253ZM101 141V140H100ZM206 141V140H205ZM79 142V141H78ZM102 143H106V145H105V147L107 146L108 147V143H107V141L105 140L104 142L103 141H101ZM118 142H120V141H118ZM122 142V144L124 143L123 141H121ZM120 142V143H121ZM133 142H135V144H136V141H133ZM139 142V141H138ZM222 142H223V144H222ZM93 143V142H92ZM91 143V144H92ZM98 143V142H97ZM97 143L95 144V145H97ZM205 143H207V141L205 142ZM251 143V142H250ZM249 143V144H250ZM93 144V145H94ZM101 144V143H100ZM109 144V145H110ZM181 144V143H180ZM180 144H178V145H180ZM124 145H126V144H124ZM128 146H127V148H130V147H132V145L131 146H129V142H128V144H127ZM136 145H138V144H136ZM177 145V144H176ZM177 145V146H178ZM209 144H207L206 146H208ZM86 146H89V144L88 145H86ZM91 146V145H90ZM89 146V147H90ZM103 146V145H102ZM206 146H204L205 148H207ZM88 147V149H90V148H92V146L89 148ZM97 147H99L98 145H97ZM110 147V146H109ZM108 147V148H109ZM120 147H121V145H120ZM136 147H139V146H136ZM135 147V148H136ZM180 147V146H179ZM249 147H252V146H249ZM100 148H102V147H100ZM122 148V147H121ZM124 148H125V146H124ZM133 148V147H132ZM103 149V148H102ZM126 149V148H125ZM131 149V148H130ZM130 149H128V150H130ZM137 149V148H136ZM178 149V148H177ZM204 149V148H203ZM208 149V148H207ZM249 149V148H248ZM84 150H87L86 148L84 149ZM104 150L106 151V148L105 149H103V151H101L102 153H100V151H99V153L98 154H96L95 156H94V154H95V152H94V154H93V156L91 157L90 156V154H89V156H90V158H91V162H93V165H94V163H95V165H96V163H97V165H98V168L99 169H96V171H93V173L94 174H92V173H90V172H92V170L89 172V174L88 173H86L85 175H86V178L88 179L87 180V182L86 183H84V181H82V179H83V177L81 178H76L73 182H74V185L76 186H78V187H75V188H78V190L76 189V191H75V193L74 192H72V194L71 195H73L74 197H83V199L85 200L86 199V205H83V206H76L75 205V207H78L77 208V211H78V214H79V216L80 217H85V219H86V217H87V215H89V214H94L95 213V215H96V213L97 214H99L98 215V219H96L98 222H97V224L99 225L100 224V226H106L107 225V227H108V225L110 226V227H108L109 229L111 228V223H112V221L110 222V224H109V217H111V216H108L109 215V213H107V211L109 210V209H111V210H113L112 209V205H113V202H114V197H116L117 195V193L119 192V191H121L120 193L122 194V196L124 195V193H122V191H124V189H126L125 187H126V185H127V187H128V185H129V183L127 184V182H125V180H126V178H124V176L123 175H125L124 173H125V171L126 170H128V169H126V168H128V167H130V166H125V168H124V165L122 166V165H120L119 163H117L118 162V160H119V158H117L116 159V157L118 156V150L116 151V149H113V148H109L108 149V151H106V152H104ZM135 150V149H134ZM250 150V149H249ZM36 151H38V150H36ZM92 151V150H91ZM131 151H132V149H131ZM177 152H178V150H176ZM196 150H194V152H195ZM104 152V153H103ZM197 152H198V150H197ZM200 152V151H199ZM203 152V151H202ZM202 152L201 153H199V155H201L202 154ZM120 153V152H119ZM122 153H124V152H122ZM126 153H128L127 151L125 152V154ZM130 154H131V152H129ZM128 153V154H129ZM133 153V152H132ZM135 154H136V152H134ZM179 153H180V151H179ZM39 154V153H38ZM198 154V153H197ZM42 155V154H41ZM46 155V154H45ZM91 155H92V153H91ZM134 156V155H133ZM136 156V155H135ZM195 156H197L196 155V153H195ZM36 157V156H35ZM249 157H251L250 155H249ZM37 158H38V156H37ZM87 158V157H86ZM133 158V157H132ZM197 157H195V159H196ZM116 160V161H114L113 162V160ZM121 159V158H120ZM134 159V158H133ZM201 159V158H200ZM87 160H88V158H87ZM196 160H198V159H196ZM60 161V160H59ZM89 161V160H88ZM88 161H86V164H92V163H90V162H88ZM112 163V164H110V162ZM134 162H135V159L133 160ZM250 161H251V159H250ZM109 163V164H107V163ZM120 162V161H119ZM56 163V162H55ZM70 163H74V162H70ZM99 163V164H98ZM105 163V164H104ZM125 163V162H124ZM123 162H122V164H124ZM193 163H194V161H193ZM227 163H230V164H232L233 166L232 167H235V166H237V167H235V170H236V168H239L240 169V171L239 172H236V173H234L235 172V170H233V172L232 173H234V174H232L231 172H229V174L226 172V169H231V166H230V168L228 167L227 168ZM74 164H76V162L74 163ZM82 164V163H81ZM104 164V165H103ZM109 165V166H107V165ZM128 163H126V165H127ZM130 164V163H129ZM224 164L226 165V169L224 168ZM71 165H73V164H71ZM93 165H91V167H93ZM94 165V166H95ZM99 165H103L104 167H100ZM105 165H106V167H105ZM130 165H132V163L130 164ZM134 165H135V163H134ZM57 166H58V164H57ZM74 166V165H73ZM73 166H71V167H73ZM78 166L80 167V164H78ZM76 167V166H75ZM78 167V168H79ZM85 167V166H84ZM91 167H90V169H91ZM96 167V166H95ZM132 167V166H131ZM249 167V166H248ZM66 168H67V166H66ZM65 168V169H66ZM81 168H83V166H81ZM101 168V169H100ZM65 169H63V170H65ZM72 169V171H74L73 170V168H71ZM71 169H68L69 171L71 170ZM89 169V170H90ZM93 169V168H92ZM130 169V168H129ZM132 169H135L134 168V166H133V168ZM77 170V169H76ZM88 170V169H87ZM136 170V169H135ZM248 170H250V168H248ZM42 171V170H41ZM68 171V172H69ZM134 171V170H133ZM229 171V170H228ZM238 171V170H237ZM247 171V170H246ZM47 172V171H46ZM46 172L44 173V177H47V176H45L46 175ZM64 172V171H63ZM65 172H67V170H65ZM80 172H82V171H80ZM86 172V171H85ZM84 172V173H85ZM97 172V173H96ZM129 172H131L132 173V170L131 171H129ZM128 172V173H129ZM136 172H137V170H136ZM41 173H43V172H41ZM77 173V172H76ZM83 173V172H82ZM82 173H80V175L82 174ZM128 173H126V174H128ZM131 173H129V175L131 174ZM137 173H139V172H137ZM252 173H254V172H252ZM48 174V173H47ZM64 173H62L61 174V171H60V174H59V172H57V176H61V175H63ZM73 174V173H72ZM78 174V173H77ZM228 174V175H227ZM79 175V176H80ZM82 175H84V174H82ZM133 175H135V171H134V174ZM138 175V174H137ZM136 175V176H137ZM249 175H251V172L249 173ZM65 176H66V174H65ZM75 176V175H74ZM126 176V175H125ZM130 176H132V174L130 175ZM41 177L43 178V175H41ZM64 176H62L61 178H63ZM71 177H73V176H71ZM93 177L94 178H96L95 180L93 179ZM128 177V176H127ZM61 178H56L55 177V179H57V180H61L62 181V179ZM65 178V177H64ZM70 178V177H69ZM68 178V179H69ZM75 178V177H74ZM72 179V178H71ZM70 179V180H71ZM81 179V180H80ZM131 179H133L132 177H130V180ZM66 180V179H65ZM64 179H63V181H65ZM84 180H86V179H84ZM128 180V179H127ZM255 182H254V181ZM45 181H47V180H45ZM129 181V180H128ZM132 181V180H131ZM134 182H135V180H133ZM256 181H257V183H256ZM66 182H68V181H66ZM72 182V183H73ZM261 182H263V180L261 181ZM61 183H64L65 184V186H66V189H64L62 186H64L63 184H62V186H61V189L63 188V190L66 192V190L68 191V193L70 194L71 192H69V190H68V187L69 186H67L66 185V183L65 182H61ZM69 183H70V181H69ZM72 183H71V185H72ZM125 183H126V185H125ZM131 183V182H130ZM133 183V182H132ZM131 183V184H132ZM244 184V187H242L241 186V184ZM68 184V183H67ZM136 184V183H135ZM239 184H240V186H239ZM70 185V184H69ZM133 185V184H132ZM239 186L238 188H237V186ZM125 186V187H124ZM73 187V186H72ZM134 187H136V186H134ZM181 187H183V185L181 186ZM237 188V190L236 191H238V189H240L241 187H242V189L241 190H239V192L236 194V196H239V194H241L240 193V191H242L243 190V188H244V193L243 194H241V195H243V199L241 200V202L237 205L235 202V204H233V207L234 208H230L231 206H232V204H229L230 202H228V203H226V204H224V199L225 200H229V198L231 197H229V196H227L226 198H228V199H226V198H224L225 196H226V194H227V192H228V190L230 189V190H234V192H235V189ZM142 188V187H141ZM183 188H185V187H183ZM182 188V189H183ZM70 189V188H69ZM72 189V188H71ZM74 189V188H73ZM134 189V188H133ZM138 189V188H137ZM75 190V189H74ZM142 190V189H141ZM140 190V188H139V191H141ZM130 191H133V190H130ZM58 192V191H57ZM183 192H184V190H183ZM243 192V191H242ZM61 193H63V192H61ZM130 193V195L133 193H131V192H129ZM128 193V194H129ZM137 193H139V195H140V192H138L137 191ZM142 193V192H141ZM191 193V192H190ZM194 193V192H193ZM236 193V192H235ZM68 194V195H69ZM127 194V193H126ZM125 194V195H126ZM143 194V193H142ZM188 194V193H187ZM63 195V194H62ZM134 195V194H133ZM133 195H131L130 197H132ZM172 194L170 193V195L169 196H171ZM186 195V194H185ZM59 197H60V194L58 195ZM65 195H63V197H64ZM72 196V197H73ZM121 196V195H120ZM119 196V197H120ZM129 195H127L126 197V199H128V198H130V197H128ZM137 196V195H136ZM168 196V195H167ZM168 196V197H169ZM189 196H190V194H189ZM188 196V197H189ZM67 197V196H66ZM66 197H64V198H66ZM119 197H116L117 199L119 198ZM124 197V196H123ZM134 197V196H133ZM187 197V196H186ZM185 197V198H186ZM191 197V196H190ZM189 197V198H190ZM240 197V196H239ZM238 197V199H240ZM53 198V197H52ZM51 198V201L52 200H54V199H52ZM69 198V197H68ZM67 198V199H68ZM125 198V197H124ZM189 198H186V199H188L189 200ZM192 198V197H191ZM190 198V199H191ZM232 198V197H231ZM236 198V197H235ZM50 199V198H49ZM49 199L48 200H46V202L47 201H49ZM60 199V198H59ZM61 199H63V198H61ZM74 199V198H73ZM117 199H116V202L115 203H117L118 204V202L120 201H117ZM238 199H236V200H238ZM76 200V199H75ZM192 200V199H191ZM57 201H60L61 202V200H58L57 199ZM65 201H66V199H65ZM64 200H62V202H65ZM77 201V200H76ZM231 201H233L232 199H231ZM240 200H238V202H239ZM50 202V201H49ZM73 202V201H72ZM71 202V203H72ZM84 202V201H83ZM184 202V201H183ZM194 202V201H193ZM193 202H191V203H193ZM226 202V201H225ZM51 203V202H50ZM55 203L57 204L58 202H56V199H55ZM74 203V202H73ZM121 203H122V201H121ZM190 203V204H191ZM232 203V202H231ZM48 204V203H47ZM47 204L45 203L44 204V208H46V209H49L50 207H45V206H47ZM53 201H52V207L54 208V206H53ZM62 203H59V204H57V205H61ZM117 204H115L116 206H117ZM51 205V204H50ZM67 205H70V203L68 204H66V206ZM73 205V204H72ZM80 205V204H79ZM115 205H113L114 206V208L116 207ZM183 205H181L182 207H183ZM228 205H230V207L228 206ZM56 206V205H55ZM120 206V205H119ZM52 207H51V210H52ZM57 207V206H56ZM118 207V206H117ZM117 207H116V209H117ZM186 207V206H185ZM184 207V209H187V208H185ZM231 209H229V208ZM44 208H43V210H44ZM68 208V207H67ZM70 208L71 209H74V207L72 208L71 206H70ZM69 208V209H70ZM229 209V210H226V209ZM119 209V208H118ZM51 210L49 211V212H51ZM64 210H66V209H64ZM74 210H76V209H74ZM183 213H184V211L182 210V209H180ZM66 211H68V209L66 210ZM188 211L190 212L191 210H189L188 209ZM191 211V212H192ZM45 212V211H44ZM69 212V211H68ZM109 212V211H108ZM112 212V211H111ZM189 212H187V213H189ZM197 212V213H198ZM250 212H248L249 214H250ZM48 213V212H47ZM63 213V212H62ZM64 213H66L65 211H64ZM63 213V214H64ZM74 213V212H73ZM113 213V212H112ZM122 213V212H121ZM193 213V212H192ZM192 213H189V214H191V216H192ZM197 213L195 214V216L197 215ZM247 213V214H248ZM260 213V214H259ZM44 214H46V213H44ZM49 214V213H48ZM52 214V213H51ZM70 214H72V213H70ZM77 214V213H76ZM78 214L76 215V216H78ZM108 214V215H107ZM252 214V215H253ZM55 215H58V214H55ZM117 216L116 217H118V215H119V211L117 212V214H116ZM123 215V214H122ZM121 215V216H122ZM246 215V214H245ZM62 216V215H61ZM73 216V215H72ZM78 216V217H79ZM90 216V215H89ZM115 216V215H114ZM125 216V215H124ZM194 216V218H195V221H196V219H197V216L195 217ZM248 216V215H247ZM49 217V216H48ZM60 217V215L57 217V219ZM70 217V216H69ZM78 217L76 218V220H77V222L78 223H80L79 222V220H78ZM91 217V216H90ZM93 217V216H92ZM96 217V216H95ZM198 217V218H199ZM250 217H251V215H250ZM256 217H258V216H255V218ZM264 216H262V218H263ZM49 218H51V216L49 217ZM48 218V220H50L51 221V219H49ZM193 218V219H194ZM247 219H249L248 217H246ZM262 218H260V219H262ZM69 219V218H68ZM67 219V220H68ZM73 219V218H72ZM80 219V221L81 222H83V219L81 220V218H79ZM89 219V218H88ZM95 219V218H94ZM94 219H92V220H94ZM114 219V221H115V217L113 218ZM113 219H111V220H113ZM121 219V218H120ZM122 219H124V217L122 216ZM192 219V218H191ZM193 219H192V221H193ZM205 219V220H206ZM246 219V220H247ZM250 219H252V218H250ZM248 220V221H252V220ZM48 220H46L47 221V223H48ZM59 220V219H58ZM63 220H65V219H63ZM67 220H65L66 222H67ZM74 220V222H72L73 224H74V226L76 225V224H78V223H76V220H75V218L73 219ZM118 220V219H117ZM125 220V219H124ZM198 220V219H197ZM210 220V222L212 223V221ZM256 222H258L257 220H259L258 218L257 219H254ZM54 221V220H53ZM88 221V220H87ZM90 221H91V219H90ZM89 221V222H90ZM120 221V220H119ZM123 221V220H122ZM207 221V220H206ZM255 221H253L254 223H255ZM118 222V221H117ZM124 222H126V221H124ZM198 222V221H197ZM196 222V224H199V223H197ZM199 222H200V225H201V222H203V220L202 219H200L199 220ZM215 222V224H216V221H214ZM214 222H213V225H214ZM217 222V223H218ZM261 222H262V220H261ZM260 222V220H259V224L261 223ZM46 223V222H45ZM76 223V224H75ZM87 223V222H86ZM91 223V222H90ZM95 223H96V221H95ZM207 223V222H206ZM249 223V222H248ZM54 224V223H53ZM85 224V223H84ZM113 225H115L114 223H112ZM204 224V223H203ZM244 224V225H243ZM249 224H251V223H249ZM262 224V223H261ZM86 225V224H85ZM90 225V224H89ZM120 225H122V224H120ZM193 225H194V223H193ZM198 225V226H196V227H198V228H200L201 226H203V225ZM247 225V224H246ZM254 225H257V223L256 224H254ZM254 225H253V227H254ZM62 226V225H61ZM80 226V225H79ZM95 226L97 227V225L95 224ZM100 226H99V228H100ZM200 226V227H199ZM245 226V227H244ZM262 226V225H261ZM55 227H58V226H55ZM83 227H86V226H84L83 225ZM92 228L94 227V226H91ZM90 227V228H91ZM95 227V228H96ZM125 227V226H124ZM213 227H215L216 228V225H214ZM256 227H258V225L256 226ZM260 227V226H259ZM64 228V227H63ZM98 228V227H97ZM96 228V229H97ZM104 228V227H103ZM113 228H115V227H113ZM119 228H121V227H119ZM56 229H58V228H56ZM56 229H54V228H52V230H55L56 231ZM65 229V228H64ZM72 229V228H71ZM86 229H88V228H86ZM108 229V230H109ZM112 229V228H111ZM123 229H125L126 230V227L125 228H123ZM201 229H202V227H201ZM200 229V230H201ZM253 229V228H252ZM260 229H262V228H260ZM45 230H47V229H45ZM44 230V231H45ZM51 230V229H50ZM49 230V228H48V232L50 231ZM79 230V229H78ZM116 230V229H115ZM115 230H109V233H110V231L112 232V231H115ZM194 230H195V232H196V228H194ZM257 230V229H256ZM59 231H61V229L59 230ZM63 231V230H62ZM84 231H85V229H84ZM88 231H90V230H88ZM94 231H96V230H93V232ZM99 233L98 234H96V235H90V236H86L85 235V237H84V234L82 235V232H81V236L78 238L79 239V245L76 247V246H74V247H76L75 249H77V248H80V249H85V248H93L92 246H94L95 247V245L97 246L95 249L96 250H93L92 249V253L90 252V254H88L87 256L86 255H84V258H80V257H82L81 255H80V257H78L79 258V260H74V261H77V262H79V261H81V263H79V264H82V263H84V262H87L86 260H87V258H88V262L90 261V262H92L93 264H128L130 261L128 260V263H125V262H127V260H126V258H123V257H121L120 255H118V253H116L114 250V248L113 247H115L113 244H112V241H110V239L112 240V238H109V234L107 233V232H101V229H99ZM105 231H106V229H105ZM117 231V230H116ZM116 231H115V233H116ZM118 231H119V229H118ZM117 231V232H118ZM123 231V230H122ZM198 232H199V230H197ZM202 231V230H201ZM215 231H217V228H216V230ZM252 231V230H251ZM250 231V232H251ZM259 231V230H258ZM52 232V231H51ZM65 232V231H64ZM79 232V231H78ZM86 232V231H85ZM92 232V231H91ZM197 232V234H199ZM255 232H257V231H255ZM47 233V232H46ZM45 233V234H46ZM55 233V232H54ZM54 233H52L53 235H54ZM57 233V232H56ZM67 233V232H66ZM120 233V232H119ZM122 233V232H121ZM61 234H63V233H61ZM87 234V233H86ZM111 234V233H110ZM249 234V233H248ZM247 234V235H248ZM254 234V233H253ZM46 235H49V236H51V238L53 237V238H55L54 236H56V235H54V236H52V235H50V232L48 233V234H46ZM88 235H89V233H88ZM116 235V234H115ZM216 236H217V234H215ZM250 235V234H249ZM58 236V235H57ZM59 236H60V234H59ZM64 236V235H63ZM72 236V235H71ZM199 236H201V234H199ZM46 237H48V236H46ZM66 237V236H65ZM68 237V236H67ZM111 237V236H110ZM202 237V236H201ZM218 237H219V235H218ZM244 237H246V236H244ZM248 237H250V236H248ZM248 237H246L247 239H248ZM50 238V237H49ZM48 238V239H49ZM58 238V237H57ZM56 238V239H57ZM71 238V237H70ZM74 238V237H73ZM116 238V237H115ZM115 238H113V239H115ZM125 238H126V236H125ZM124 238V239H125ZM213 238H215L214 236H213ZM254 238V237H253ZM47 239V238H46ZM63 239V238H62ZM61 239V240H62ZM64 239H66V238H64ZM200 239V238H199ZM202 239H203V237H202ZM50 240H53V239H50ZM55 240V239H54ZM118 240H121V239H118ZM197 240H198V238H197ZM204 240V239H203ZM214 240V239H213ZM46 241H48V240H46ZM56 242H57V240H55ZM59 241V240H58ZM73 241V240H72ZM125 241V240H124ZM123 241V242H124ZM202 241V240H201ZM201 241H200V243H201ZM248 241V240H247ZM251 241H252V243H253V241L254 240H252V236H251ZM264 241V240H263ZM52 242V241H51ZM119 242V241H118ZM203 242V241H202ZM54 243V242H53ZM68 243H70V242H68ZM114 243H115V241H114ZM121 243H122V241H121ZM199 243V244H200ZM244 243H246V242H244ZM249 243V242H248ZM48 243L46 242L45 243V246L47 245ZM57 244H59V242H57ZM75 244V243H74ZM201 244H203V243H201ZM211 244V243H210ZM263 244H264V242H263ZM71 245H73V244H71ZM76 245V244H75ZM115 245L117 246V244L115 243ZM133 245V244H132ZM66 246V245H65ZM68 246V245H67ZM120 245H118V247H119ZM125 246H127L126 244H125ZM199 246V245H198ZM206 246V245H205ZM257 246V245H256ZM39 247V246H38ZM73 247V248H74ZM118 247H116V248H118ZM47 248V247H46ZM50 247L48 246V249H49ZM54 248V247H53ZM65 248V247H64ZM129 248V247H128ZM260 248V247H259ZM28 248H26L25 250H27ZM41 249V246H40V248H38V250H40ZM52 249V247L49 249L50 251H48V252H51V251H53V250H51ZM66 249V248H65ZM69 249V248H68ZM120 249H123V246L121 245V248ZM119 249V250H120ZM258 249V250H257ZM43 250V249H42ZM67 250V249H66ZM88 250V249H87ZM116 250H118V249H116ZM127 250V249H126ZM201 250V251H200ZM28 251V250H27ZM27 251H25V252H27ZM29 251H31V250H29ZM43 251H45V250H43ZM54 251H55V248H54ZM63 251H65V250H63ZM81 251V250H80ZM125 251V250H124ZM133 251V250H132ZM132 251H130V252H132ZM46 252V251H45ZM59 252V251H58ZM66 252V251H65ZM69 252V251H68ZM89 252V251H88ZM125 252H127V251H125ZM60 253H61V251H60ZM73 253H75V252H73ZM80 254H82L81 252H79ZM120 253V252H119ZM124 253V252H123ZM122 253V255L124 256V254ZM133 253H134V251H133ZM249 253H247V254H249ZM54 254H57V253H54L53 252V254L52 255H54ZM67 254V253H66ZM70 254V253H69ZM126 254V253H125ZM130 254L131 253H129V254H126L125 256L127 257L128 255L130 256ZM179 254H182L183 255V253H179ZM51 255V256H52ZM64 255V254H63ZM73 255H75V254H73ZM77 255V254H76ZM135 254H133V256H134ZM181 255V256H182ZM57 257H58V255H56ZM60 256H62V255H60ZM67 256V255H66ZM124 256V257H125ZM245 256H246V254H245ZM252 256V258H250L249 256L248 257H246V258H250V259H253L254 257ZM86 257V258H85ZM131 257V256H130ZM130 257H128V258H130ZM177 257H178V255H177ZM51 258H54L53 259V261L55 260V262H56V257H51ZM63 258V257H62ZM127 258V259H128ZM134 257H132V259H133ZM179 258V257H178ZM50 259V258H49ZM48 259V260H49ZM68 259V258H67ZM69 259H71V257L69 258ZM76 259V258H75ZM81 259V260H80ZM249 259V260H250ZM42 260H44V258H42ZM45 260H47V258L45 259ZM44 260V261H45ZM47 260V261H48ZM52 260V259H51ZM51 260L49 261V262H51ZM59 261H60V259H58ZM72 260V259H71ZM83 260V261H82ZM130 260H131V258H130ZM244 260H245V258H244ZM249 260H248V262H249ZM253 260H255V258L253 259ZM63 261H66V260H63ZM63 261H61V262H63ZM251 261V260H250ZM256 261V260H255ZM54 262V263H55ZM60 262V263H61ZM70 262V261H69ZM68 262V263H69ZM77 262H76V264H77ZM40 263H42V261H41V259H40ZM43 263H45V262H43ZM47 263V262H46ZM52 263V262H51ZM71 263H72V261H71ZM75 263V262H74ZM131 263H133L132 261H131ZM250 263V262H249ZM48 264V263H47ZM62 264H64V262L62 263ZM66 264V263H65ZM84 264H87V263H84Z\"/></svg>","mask_w":264,"mask_h":264}]
</instances>
